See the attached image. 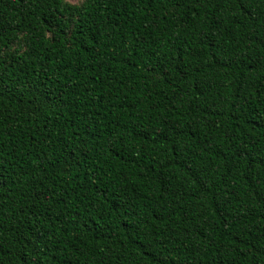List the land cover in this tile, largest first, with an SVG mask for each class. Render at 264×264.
<instances>
[{"label":"trees","instance_id":"16d2710c","mask_svg":"<svg viewBox=\"0 0 264 264\" xmlns=\"http://www.w3.org/2000/svg\"><path fill=\"white\" fill-rule=\"evenodd\" d=\"M0 264H264V0H0Z\"/></svg>","mask_w":264,"mask_h":264},{"label":"rangeland","instance_id":"374dc122","mask_svg":"<svg viewBox=\"0 0 264 264\" xmlns=\"http://www.w3.org/2000/svg\"><path fill=\"white\" fill-rule=\"evenodd\" d=\"M69 1L72 3H76V2H79L80 0H69Z\"/></svg>","mask_w":264,"mask_h":264}]
</instances>
